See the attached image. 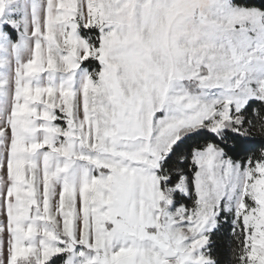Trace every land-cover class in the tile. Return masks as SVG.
I'll return each mask as SVG.
<instances>
[{
	"label": "snow or ice",
	"instance_id": "obj_1",
	"mask_svg": "<svg viewBox=\"0 0 264 264\" xmlns=\"http://www.w3.org/2000/svg\"><path fill=\"white\" fill-rule=\"evenodd\" d=\"M0 264H264V0H0Z\"/></svg>",
	"mask_w": 264,
	"mask_h": 264
},
{
	"label": "trees",
	"instance_id": "obj_2",
	"mask_svg": "<svg viewBox=\"0 0 264 264\" xmlns=\"http://www.w3.org/2000/svg\"><path fill=\"white\" fill-rule=\"evenodd\" d=\"M257 2H259V0H257Z\"/></svg>",
	"mask_w": 264,
	"mask_h": 264
}]
</instances>
